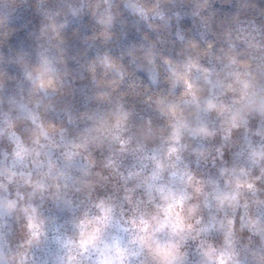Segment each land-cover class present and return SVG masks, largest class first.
Segmentation results:
<instances>
[{
  "label": "clouds",
  "instance_id": "1",
  "mask_svg": "<svg viewBox=\"0 0 264 264\" xmlns=\"http://www.w3.org/2000/svg\"><path fill=\"white\" fill-rule=\"evenodd\" d=\"M0 264H264V0H0Z\"/></svg>",
  "mask_w": 264,
  "mask_h": 264
}]
</instances>
